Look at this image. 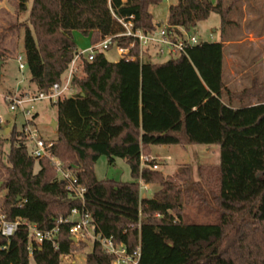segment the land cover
I'll return each mask as SVG.
<instances>
[{
  "label": "trees",
  "instance_id": "1",
  "mask_svg": "<svg viewBox=\"0 0 264 264\" xmlns=\"http://www.w3.org/2000/svg\"><path fill=\"white\" fill-rule=\"evenodd\" d=\"M163 1L18 0L17 13L25 19L6 29L23 28L34 94L49 93L78 50L74 31L97 43L122 33L118 18L130 16L136 28L154 30L161 22L150 7ZM238 1L225 6L223 0H176L167 23L192 31L216 12L225 29ZM8 33L0 34V60L6 58L2 45ZM115 40L122 46L131 42ZM132 52L137 54V47ZM223 66V41H202L188 55L163 62L149 57L113 62L102 52L84 60V77L72 83L76 93L53 103L58 113L51 153L86 188L85 209L95 232L129 251L140 245L139 264H264V81L255 78L250 86L231 90ZM9 134L10 151L5 160L0 156L1 210L21 224L9 238L0 233V264H61L62 256L86 246L73 240L71 222H60L81 201L49 158L32 155L24 126ZM190 144L220 146V163L200 166L196 183L188 166L165 177L141 165L142 155L151 156V145ZM101 155L110 164L127 160L133 180L98 179L94 166ZM154 183L159 189L153 196L141 197V184ZM193 196L211 199L220 211L217 223L184 220V206ZM28 223L59 231L53 240L33 241L30 254ZM113 260L95 241L86 264Z\"/></svg>",
  "mask_w": 264,
  "mask_h": 264
},
{
  "label": "rangeland",
  "instance_id": "2",
  "mask_svg": "<svg viewBox=\"0 0 264 264\" xmlns=\"http://www.w3.org/2000/svg\"><path fill=\"white\" fill-rule=\"evenodd\" d=\"M176 0H165L161 4L151 6L156 21L165 23L168 16V8ZM233 0H223L225 6L232 4ZM31 4V3H30ZM18 0H0V34L7 32L11 24L24 21L25 17L18 15ZM231 21L225 29L221 26L220 14L213 12L210 17L198 23L192 32L202 41H236L237 43H226L224 49L225 57L229 58L231 52H238L246 55L249 62L254 65L247 74L241 85H230L232 90H241L247 87L253 77L264 81V0H240L234 6L229 15ZM9 37V38H8ZM73 37L80 49H85L91 44L89 36L79 31L73 32ZM6 58L0 60V156L5 160L10 151L8 139L10 134L7 128H16L21 131L26 124L22 110H11L8 97L24 95L25 93H36V86L30 81L31 73L26 66L19 68L18 56L21 55L25 61L23 47V28H15L8 33L6 39ZM5 39V40H6ZM109 61H117L120 55L114 46L105 51ZM165 58L153 57L155 62H163ZM83 68L79 69L78 78L84 77ZM225 80H227L225 76ZM76 93V89H75ZM74 93V94H75ZM256 101V100H254ZM51 100H37L33 103L34 113L37 114L36 126L45 138L55 137V128L52 126L57 121V106ZM151 153L156 157L158 171L165 177L173 175L180 167L190 168V180L192 183L200 181L199 167L202 165L214 166L220 163V146L218 144H190L181 145H151ZM152 157V155L150 156ZM98 179H114L118 181H131V167L127 160L116 158L115 163L110 164L106 155H101L94 166ZM153 185V184H152ZM156 187L158 183H154ZM200 185V184H199ZM142 196L152 194L149 191H140ZM184 220L190 223H217L219 220V209L208 197L205 202L200 197L193 196L192 200L184 206ZM77 218V217H76ZM86 246L76 250L72 254L62 256L61 264H86V257L93 247V240L83 241ZM80 244V243H79ZM30 264H34L31 260Z\"/></svg>",
  "mask_w": 264,
  "mask_h": 264
},
{
  "label": "built area",
  "instance_id": "3",
  "mask_svg": "<svg viewBox=\"0 0 264 264\" xmlns=\"http://www.w3.org/2000/svg\"><path fill=\"white\" fill-rule=\"evenodd\" d=\"M133 16L128 18H118L119 23L123 26L122 33L110 35L105 37L102 41L91 43L89 47L80 49L75 52V55L68 65V69L64 79L60 82H55L49 93L17 95L8 97L10 109L17 110L20 108L26 120L24 131L27 140L33 144L32 155L36 158H49L58 173L60 179L66 181L67 188L71 193L81 201L80 208H74L68 219H60V222H71L70 233L75 242L87 241L92 239L93 242H98L105 252L114 256L112 264H139L141 247L137 246L135 250L129 251L127 246L122 243H117L112 236L105 237L95 232L92 225V215L85 209V191L86 188L78 182L77 177L70 171L63 167L62 163L51 153L53 141L46 139L40 129L36 126L33 117L34 106L33 103L37 100H51L57 102L75 93L73 86V79L78 77L80 68H83L84 60H93L98 53H104L112 47L117 48V53L120 57L128 60L143 61L147 57L153 60V57L165 58V60L177 59L184 55H188L191 47L199 44L202 40L192 31L186 30L181 26H172L167 23H160L156 29L144 31L136 28L133 22ZM118 37L130 38L131 42L128 46L120 45L115 39ZM137 47L138 53H133V48ZM19 68L24 69L26 62L24 58L19 55ZM164 60V61H165ZM0 123L2 118L0 117ZM155 158L150 156H141V165L149 166L151 169H158V163L148 165ZM143 186L141 184L140 189ZM3 193L0 192V233L9 238L11 237L21 221L16 219L14 221L8 220L6 215L1 210V200ZM77 217V218H76ZM28 250L30 254L33 252V241L42 243L44 240H53L59 231V227L51 229H39L36 225L28 223Z\"/></svg>",
  "mask_w": 264,
  "mask_h": 264
},
{
  "label": "crops",
  "instance_id": "4",
  "mask_svg": "<svg viewBox=\"0 0 264 264\" xmlns=\"http://www.w3.org/2000/svg\"><path fill=\"white\" fill-rule=\"evenodd\" d=\"M9 38V37H8ZM6 39L2 45V47L6 48V44L8 45V41L9 39ZM226 43H237L236 41H226L224 44V49H225V45ZM78 46V45H77ZM78 50H80V48L78 47ZM105 53V52H104ZM106 56V55H105ZM121 58V57H120ZM264 58V57H263ZM118 61V60H117ZM249 62V60L247 59L246 55H240V53L238 52H231L230 57L226 58L225 57V53H224V66H223V76H224V81L225 84L228 88H230V85H241L242 81L245 80L247 74L250 72L251 69H253L254 65L251 63H247ZM264 67V65H262ZM225 76L227 78V80H225ZM257 78V77H253L251 79V82L248 86L251 85L252 81ZM260 79V78H259ZM247 86V87H248ZM246 88V87H245ZM231 89V88H230ZM244 89V88H243ZM232 90V89H231ZM242 90V89H241ZM234 91H240V90H234ZM255 99H252L250 102L251 103H255L256 101H254ZM13 129V128H12ZM11 128H7L6 132L9 133L11 130ZM49 139V138H47ZM153 158H156L152 153H151ZM143 188L141 190L144 191H149L152 189V194L149 196H142L141 197H152L153 194L155 193V191H157L159 189V186L156 187L154 184H142Z\"/></svg>",
  "mask_w": 264,
  "mask_h": 264
},
{
  "label": "water",
  "instance_id": "5",
  "mask_svg": "<svg viewBox=\"0 0 264 264\" xmlns=\"http://www.w3.org/2000/svg\"><path fill=\"white\" fill-rule=\"evenodd\" d=\"M52 126L56 129V127H57V121H54L53 124H52ZM73 240H75V238Z\"/></svg>",
  "mask_w": 264,
  "mask_h": 264
}]
</instances>
